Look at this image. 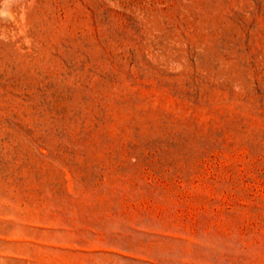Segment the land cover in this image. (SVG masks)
Segmentation results:
<instances>
[{"label": "rangeland", "instance_id": "1", "mask_svg": "<svg viewBox=\"0 0 264 264\" xmlns=\"http://www.w3.org/2000/svg\"><path fill=\"white\" fill-rule=\"evenodd\" d=\"M0 264H264V0H0Z\"/></svg>", "mask_w": 264, "mask_h": 264}]
</instances>
